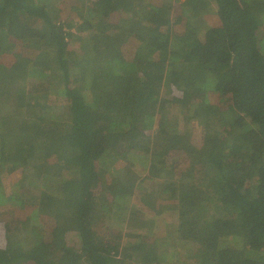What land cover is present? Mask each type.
Masks as SVG:
<instances>
[{
	"label": "trees",
	"instance_id": "1",
	"mask_svg": "<svg viewBox=\"0 0 264 264\" xmlns=\"http://www.w3.org/2000/svg\"><path fill=\"white\" fill-rule=\"evenodd\" d=\"M0 264H264V0H0Z\"/></svg>",
	"mask_w": 264,
	"mask_h": 264
},
{
	"label": "rangeland",
	"instance_id": "2",
	"mask_svg": "<svg viewBox=\"0 0 264 264\" xmlns=\"http://www.w3.org/2000/svg\"><path fill=\"white\" fill-rule=\"evenodd\" d=\"M181 1H183V0H181ZM210 10H211V12H214L213 11V8H212V6H210ZM212 15V14H211ZM212 17V16H211ZM213 18V17H212ZM212 23H214V18H213V20L211 21ZM106 42V41H105ZM101 43H103L104 44V42H103V40H102V42H100V44ZM139 171H141V170H139ZM15 181L16 180V177L15 176H11V177H9V178H6L5 179V181H4V186H5V189H6V191H9L10 192V190L13 188L12 187V181ZM13 181V182H14ZM97 211H99L98 210V207H97ZM9 220V219H8Z\"/></svg>",
	"mask_w": 264,
	"mask_h": 264
}]
</instances>
